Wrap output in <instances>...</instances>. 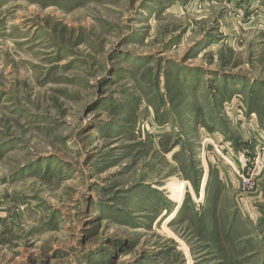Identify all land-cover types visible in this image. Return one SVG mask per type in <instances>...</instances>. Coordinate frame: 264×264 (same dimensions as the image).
Segmentation results:
<instances>
[{
	"label": "rangeland",
	"instance_id": "1",
	"mask_svg": "<svg viewBox=\"0 0 264 264\" xmlns=\"http://www.w3.org/2000/svg\"><path fill=\"white\" fill-rule=\"evenodd\" d=\"M0 264H264V0H0Z\"/></svg>",
	"mask_w": 264,
	"mask_h": 264
}]
</instances>
